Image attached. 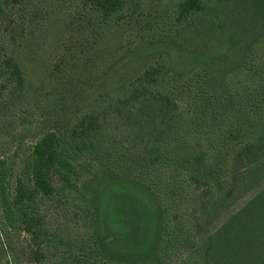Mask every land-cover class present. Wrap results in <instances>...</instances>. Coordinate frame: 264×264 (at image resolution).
<instances>
[{
    "label": "trees",
    "instance_id": "obj_1",
    "mask_svg": "<svg viewBox=\"0 0 264 264\" xmlns=\"http://www.w3.org/2000/svg\"><path fill=\"white\" fill-rule=\"evenodd\" d=\"M47 1L0 0V112L74 78L40 114L64 117L91 98L17 167L0 157L1 225L25 236L20 250L5 243L12 261L264 264V54L249 51L230 71L207 58L178 71L159 53L123 73L142 54L121 33L140 17L131 1L61 0L59 54L35 84L27 62L41 58L60 19ZM256 5L263 13L264 0ZM181 7L203 9L200 0ZM86 164L96 188L79 201L69 192Z\"/></svg>",
    "mask_w": 264,
    "mask_h": 264
},
{
    "label": "rangeland",
    "instance_id": "obj_2",
    "mask_svg": "<svg viewBox=\"0 0 264 264\" xmlns=\"http://www.w3.org/2000/svg\"><path fill=\"white\" fill-rule=\"evenodd\" d=\"M130 1L132 7H136L135 11L140 12L136 13L140 17L135 19L136 22L128 24L132 33L125 27L121 29V33L123 37H130L135 49L142 54L123 73L129 74L141 68L159 53L178 71H185V67L189 69L202 66L206 58L215 67L230 71L236 68L249 51L255 49L260 55L264 54V11L262 13V9L256 5L258 0H200L203 9L189 13L181 11V2L185 0ZM61 3V0L47 1L49 9L60 19L52 26L53 33L41 58L27 62L28 79L35 84L42 81L45 71L52 65L51 59L59 54L61 16L68 11V7ZM195 57L199 59L193 61ZM123 73L119 72L112 80L124 76ZM71 82L68 88L76 83ZM55 84L56 82L47 83V89L33 93L29 99L12 102L0 112V157H5L14 167L19 165L24 152L45 130L53 127L55 123L65 124L70 121L73 114L85 107L91 98L87 94L76 100L71 107L68 104L64 117H59L60 114L57 115L59 118L44 116L40 113L52 107L51 100L66 98L68 88L63 91L55 88ZM100 89V84L95 85L90 92L95 94ZM34 106L36 112L33 111ZM16 146H21L18 157L13 154ZM79 171L84 179L83 184L69 193L83 201L92 196L96 182H91L93 169L89 164L81 165ZM2 226L0 221V264H15L5 243L9 242L12 248L20 250L19 246L25 243V236L9 235ZM19 250L17 252L20 254ZM19 259L23 262L21 257Z\"/></svg>",
    "mask_w": 264,
    "mask_h": 264
}]
</instances>
